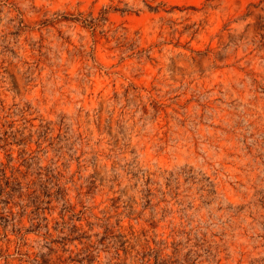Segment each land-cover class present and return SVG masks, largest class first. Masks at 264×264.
I'll use <instances>...</instances> for the list:
<instances>
[{
	"label": "rangeland",
	"instance_id": "obj_1",
	"mask_svg": "<svg viewBox=\"0 0 264 264\" xmlns=\"http://www.w3.org/2000/svg\"><path fill=\"white\" fill-rule=\"evenodd\" d=\"M23 152L107 219L75 222L92 264H264V0H0V164ZM4 211L0 264L45 255Z\"/></svg>",
	"mask_w": 264,
	"mask_h": 264
},
{
	"label": "trees",
	"instance_id": "obj_2",
	"mask_svg": "<svg viewBox=\"0 0 264 264\" xmlns=\"http://www.w3.org/2000/svg\"><path fill=\"white\" fill-rule=\"evenodd\" d=\"M149 9H154L150 8ZM157 11V10H154ZM107 11H102L101 17L106 14ZM98 21L100 19L91 18L90 20H84L87 27L95 30L98 27ZM51 123H46L44 126H40V131L37 133L36 145L40 148L41 144L48 140H53L48 138L50 132H52L49 127ZM33 134L31 133L27 138L28 141L32 139ZM15 143L18 145L25 144L26 138L20 134V138H14ZM6 143V140H3ZM33 152L26 153L23 152L21 155L23 165L26 166V172L23 174L15 168L9 167L6 164H0V203L3 204V209L5 210L1 217H3V223H15L17 225H22L24 219L29 223V227L25 228L20 226L16 229V234L19 236V240L23 239V236L28 233H35V235L40 236L43 240V247L47 249V255L54 254L55 262L53 264H83L84 260L88 261V264H92V260L88 257L92 256L96 249V243L91 242L92 235H87V231H83V227L80 224H75V222L85 221L86 227L91 230L94 223L90 222L89 219L92 218L95 221H107V219L98 218L95 215L89 213L86 215V211L75 213V208L73 205L66 201L65 188L61 187L64 175L57 171L56 169H51L50 167H36V162H34ZM26 155V157H25ZM10 169V175H7L6 169ZM32 172H28V170ZM32 179L27 180L28 177ZM60 203L61 208L58 213V218L49 220L46 216V212L51 215L55 210L52 203ZM8 206H11L8 208ZM17 208L14 212L13 209ZM86 216V218H85ZM52 222L51 228L49 223ZM4 228V224H2ZM104 227V237L106 238L111 231ZM43 231V233H42ZM93 236H97L94 234ZM104 240V239H103ZM77 241L80 245H84L77 252L68 250L66 247ZM88 241V243H86ZM7 251L0 249L1 257H8ZM16 255H20L24 260L23 262L27 264H47L48 260H44L46 255L30 254L28 252H23L20 250V245L16 248ZM58 252L66 253L68 256L64 257L59 255ZM41 260V263H40ZM22 261V260H21Z\"/></svg>",
	"mask_w": 264,
	"mask_h": 264
}]
</instances>
